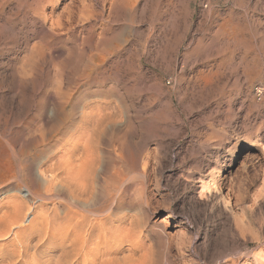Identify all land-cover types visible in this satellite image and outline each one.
I'll list each match as a JSON object with an SVG mask.
<instances>
[{
  "label": "rangeland",
  "instance_id": "rangeland-1",
  "mask_svg": "<svg viewBox=\"0 0 264 264\" xmlns=\"http://www.w3.org/2000/svg\"><path fill=\"white\" fill-rule=\"evenodd\" d=\"M69 1L0 0V157L10 154L18 174L0 167V232L15 226L19 199L34 204L16 228L34 243L40 221L65 214L68 190L48 196L38 162L78 134L95 141L83 145H95L100 164L94 200L74 209L101 225L78 262L34 248L13 259L15 235H0V264H83L98 252L104 264H251L264 252V0ZM22 181H36L39 197ZM52 221L51 237L70 231L68 219Z\"/></svg>",
  "mask_w": 264,
  "mask_h": 264
},
{
  "label": "bare ground",
  "instance_id": "bare-ground-1",
  "mask_svg": "<svg viewBox=\"0 0 264 264\" xmlns=\"http://www.w3.org/2000/svg\"><path fill=\"white\" fill-rule=\"evenodd\" d=\"M71 1V0H70ZM69 1V2H70ZM121 2V1H120ZM118 3V2H117ZM125 3V2H124ZM127 4V3H126ZM120 5H124L123 3H121ZM35 6V5H34ZM71 6V5H70ZM77 6V5H76ZM126 6V5H125ZM36 7V6H35ZM79 8V7H78ZM76 9V8H75ZM74 9V10H75ZM70 10V9H69ZM76 14V13H75ZM66 18H67V16H66ZM57 22V21H56ZM72 22V21H71ZM69 24V23H68ZM54 25V24H53ZM210 52V51H209ZM197 67V66H196ZM206 67H207V65H206ZM205 68V67H204ZM203 68V69H204ZM211 68V67H210ZM219 68V67H218ZM221 68V67H220ZM200 69V68H199ZM210 70V69H209ZM225 70V69H224ZM197 71V70H196ZM200 71V70H199ZM204 71V70H203ZM203 71H201V72H203ZM198 73V72H197ZM203 74V73H202ZM202 74H201V76H202ZM210 73H208V75H209ZM216 74V73H215ZM215 74H213V75H215ZM197 75V74H196ZM211 75V74H210ZM209 75V76H210ZM203 76H205V75H203ZM202 76V77H203ZM206 77H208L207 76V74H206ZM214 77V76H213ZM218 77V76H217ZM211 78V77H210ZM201 79V78H200ZM206 79V78H205ZM225 79V78H224ZM199 80V79H198ZM203 80V79H202ZM222 80V78H220V81ZM207 81V80H206ZM216 81V80H215ZM219 81V82H220ZM193 82V81H192ZM198 82V81H197ZM201 83V82H200ZM218 83V82H217ZM198 84V83H197ZM196 84V85H197ZM205 84V83H204ZM207 84V83H206ZM198 85H200V84H198ZM209 85V84H208ZM203 86V85H202ZM205 86V85H204ZM210 86V85H209ZM199 87V86H198ZM201 87V86H200ZM212 87V86H211ZM202 88V87H201ZM206 88V87H205ZM208 89V88H207ZM226 89V88H225ZM202 90H203V88H202ZM204 90H206V89H204ZM203 90V91H204ZM209 90H212V89H209ZM208 91V90H207ZM213 91V90H212ZM257 91L259 92V98H261L262 97V95H263V92H264V88L263 87H258L257 88ZM211 92V91H210ZM216 93V92H215ZM227 94V93H226ZM168 103H170V101L168 102ZM80 104V103H79ZM86 105V104H85ZM85 105H84V107H85ZM170 105V104H169ZM168 105V106H169ZM87 108V107H86ZM169 108H171V107H169ZM228 108V107H227ZM171 110H173V109H171ZM234 110V109H233ZM73 111H74V109H73ZM84 111V110H83ZM170 111V110H169ZM216 111V110H215ZM225 111V110H224ZM85 113H86V110L84 111ZM172 112V111H171ZM176 112H178L177 110H176ZM83 113V112H82ZM85 113H83V116H82V118H83V120L84 121H86V116H88V115H86ZM174 113H175V111H174ZM92 114V113H91ZM90 114V115H91ZM237 114V113H236ZM250 114V113H249ZM95 115H98V114H95ZM175 115V114H174ZM93 116V115H92ZM99 116V115H98ZM104 116V115H103ZM106 116V115H105ZM176 116V115H175ZM253 116V115H252ZM89 117H91V116H89ZM94 118H95V116H94ZM100 118V117H99ZM102 118V117H101ZM106 118V117H105ZM108 118H110L109 116H108ZM107 119V118H106ZM216 119V118H215ZM94 121L95 120H97L96 118L95 119H93ZM92 120V121H93ZM101 120V119H100ZM99 120V121H100ZM89 122H90V119L88 120ZM98 121V120H97ZM103 122L105 121L106 122V120L104 119V120H102ZM62 122V121H61ZM74 122V121H73ZM72 122V123H73ZM63 123H64V121H63ZM67 123V122H66ZM95 123V122H94ZM102 123V122H101ZM65 124V123H64ZM69 124V123H68ZM67 124V125H68ZM83 124V123H82ZM91 124V123H90ZM95 124H97L96 125V127H95ZM93 126L96 128L95 130H96V132L98 131L97 130V126H98V128H99V126H100V122H99V125H98V123H95ZM103 124V123H102ZM66 125V124H65ZM70 125L72 126L71 128H73V125L70 123ZM75 125V124H74ZM85 125V124H84ZM78 127V126H77ZM84 127V126H83ZM101 127V126H100ZM70 128V127H69ZM93 128V127H92ZM66 129H67V126H66ZM76 129H79V128H76ZM85 129V128H84ZM83 129V130H84ZM91 129V128H90ZM71 130H73V129H71ZM75 130V129H74ZM94 130V131H95ZM63 131V130H62ZM66 131V130H65ZM65 131H64V134H65ZM67 131H70V130H68L67 129ZM91 132H89V134L91 133V135H92V133L94 132L92 129L90 130ZM93 131V132H92ZM101 131H103V129L101 128ZM100 131V132H101ZM71 132V131H70ZM69 132V133H70ZM79 132H81V131H79ZM99 132V131H98ZM99 132V133H100ZM104 132V131H103ZM103 132H102V134H103ZM61 134H62V132H60ZM78 133V132H77ZM76 133V134H77ZM83 133V132H82ZM72 134H74V133H72ZM84 134V133H83ZM96 134V133H95ZM69 135V134H68ZM79 135V134H78ZM77 135V137H76V135H75V139H72V141L71 142H68L67 144L65 143H63L64 145L63 146H51V144H50V147H48V145L46 146L47 148H45L44 149V151H42L43 153H42V158H41V160L38 162V164H39V167H38V170L37 171H39V174H40V177L42 176L43 177V179H44V181H45V183H46V188H45V185L44 184H42V185H44V188H45V193H47L48 194V196H50L49 194H51V193H55V189H60L59 188V186L60 187H64L63 189H67L68 190V196L66 195V197H65V200H66V202L65 203H63V204H66L65 206H67V211L65 212V214L63 215L62 214V216L59 214V212L56 210V208H55V210H54V213H53V215H54V217L52 216V218H53V221H52V219H49V220H51L52 221V223L55 225L57 222H59L58 220H61V219H66V222H67V219L70 221V225H69V227L68 228H70V231H67V232H64V231H60L58 228H60V227H58L57 229H56V227L54 226L53 227V229L55 228V230L54 231H57V233H58V231H60V232H62V233H60L59 234V237L58 238H54L53 236H58V234H56V232H55V234H53V238L51 237V232H53V231H49L50 229H51V227L49 226L50 224H51V222H49V220L47 219V220H45L44 219V216H43V218H41V220L42 219H44L43 221H40L39 219H40V217L39 218H36V217H38V216H40V215H37L36 217H34L35 219H32V220H30V221H32V222H38V220L40 221V224L39 225H37V227H35L36 228V231H37V241L34 243V241H35V239L34 238H36V235H35V237L34 238H32V239H30V236H29V234H30V231L27 233V234H25V231H22L23 229H16V228H18V226L20 227V224H21V221H22V218H24L23 216H24V212H26L25 210H28L29 211V209H31L32 207H34V204H33V206L31 207L30 205V207L28 206V201H22L21 202V200L19 199L18 201H20L19 203H17V204H13V202H16V201H13L12 202V204L14 205V207H13V210H12V214H13V219L10 221V220H7V221H9L8 223H10L11 225H15L13 228H12V226L10 227L9 226V229L6 231V232H3V231H1L0 232V235H3V234H8L9 233V235L8 236H10V234H12V235H15V237L16 238H14V239H16L17 240V242L14 240V243L12 244L11 243V245H13V253L11 254H9V252H8V254H9V256L10 257H13V259L15 258H20V257H23V255L24 254H22V253H27V251L28 250H31V248H34L36 251H38V250H40V249H46V251H44L45 253L42 255V256H44V257H50V256H52L54 253H59V255H62L64 258H69L70 260H74V262L81 256V254L83 253V251H84V249H85V247L88 245L89 246V244H88V242H89V240H90V238L91 237H93L92 236V234H93V232L95 233V227H97V225L96 224H99V225H101L100 223H97L96 221L94 222L92 219H89V217L86 215V214H82V212L79 210V213L74 209L75 207H79V205H80V203H86L87 204V202H90L89 201V197H90V194H92L93 195V190H94V192H95V187H93V185L95 186V184H93L94 182H93V179L94 178H96L98 175H99V173H98V175L95 177V166H96V168H97V165H96V163L97 162H99L98 161V159H97V154L96 153H94V149L93 148H91V147H93V146H95V145H93L92 146V144L89 146L88 145V143L90 142H88V140L86 139L85 140V142H88V143H86L85 145H83L84 143H82L81 141V138L79 137ZM90 135V136H91ZM100 135H101V133L100 134H96V136H99V138H100ZM64 135H62V137H63ZM84 136V135H83ZM83 136H81V137H83ZM93 136V135H92ZM96 136H95V138H96ZM61 137V136H60ZM65 137V136H64ZM74 137V136H73ZM79 138H80V140H79ZM98 138V139H99ZM82 139H85V138H82ZM88 139H90V138H88ZM92 139V138H91ZM59 140V139H58ZM84 141V140H83ZM91 142H95L94 140H92ZM90 142V143H91ZM7 143V142H6ZM54 143V142H53ZM56 143V142H55ZM39 147V146H38ZM44 147V146H43ZM43 147H42V149H43ZM12 149V148H11ZM14 149V148H13ZM38 150V149H37ZM41 150V149H40ZM40 150H38L39 152H41ZM12 151V150H11ZM14 151V150H13ZM97 151V150H96ZM95 151V152H96ZM60 153H63L62 155H58V154H60ZM254 153H252V151H249V153H247L246 155H244L243 157H242V160H245L246 158H249L250 156H252ZM2 155V154H1ZM6 155V157H0V167L2 166V164L3 163H5L6 164V162L8 161V164H9V166H10V168H11V170L13 171V173H14V175L13 176H15V175H18V174H16V170H15V167H14V165H13V159H12V156L10 155V154H5ZM39 155V154H38ZM41 155V154H40ZM99 155V154H98ZM256 155V154H255ZM257 156H258V154H257ZM39 157V156H38ZM2 158H5L4 160H2ZM98 158H99V156H98ZM251 158V157H250ZM255 159V158H254ZM97 161V162H96ZM250 161H251V159H250ZM36 162V161H35ZM5 164H4V166H5ZM99 164H100V162H99ZM98 164V165H99ZM5 168V167H4ZM17 168V167H16ZM99 168V167H98ZM3 172V171H2ZM19 173V172H18ZM62 173V174H61ZM235 173H238V169L235 171ZM97 174V173H96ZM61 175H63V176H61ZM115 175V174H114ZM148 175V174H147ZM21 176V175H20ZM116 176H117V174H116ZM17 177V176H16ZM37 177V176H36ZM94 177V178H93ZM119 177V176H118ZM1 178V177H0ZM21 178V177H20ZM113 178V177H112ZM117 178V177H116ZM16 179V178H15ZM14 179V180H15ZM18 179H19V177H18ZM31 180L33 179V178H30ZM36 179V178H35ZM98 179V178H97ZM99 179H100V177H99ZM21 180V179H20ZM20 180L18 181V182H20ZM38 180V179H37ZM39 180H41V178L39 179ZM116 180V179H115ZM115 180H114V182H112L111 184H113V183H115ZM117 180H119V179H117ZM33 181V180H32ZM43 180H41L40 182H44ZM25 185V187H26V189H27V191H28V193H27V196H32V195H35V196H38L39 197V194H38V191H36L34 188H37V187H34L33 188V185H34V182L36 183V181H34L33 183L31 182V184H28V183H26V182H24V181H22ZM58 183V184H57ZM20 184V183H19ZM22 184V183H21ZM98 184H99V182H98ZM110 184V183H109ZM36 185V184H35ZM38 185V184H37ZM59 185V186H58ZM212 183L211 182H207V183H204L203 184V188H205V189H207V190H210L211 188H212ZM40 187V186H39ZM43 187V186H42ZM109 187V186H108ZM42 189L43 188H41V192H42ZM121 189V188H120ZM44 190V189H43ZM61 192H63V191H61ZM60 192V190H58L56 193H61ZM96 192H97V190H96ZM65 193V192H64ZM113 193V192H112ZM121 193V192H120ZM102 194V193H101ZM111 194V193H110ZM44 195V194H43ZM46 195V194H45ZM44 195V196H45ZM96 195V194H95ZM122 195V194H121ZM53 197H54V195H52ZM55 196H56V194H55ZM114 196V195H113ZM20 197V196H19ZM41 197V196H40ZM46 197V196H45ZM45 197H43V198H45ZM52 197V198H53ZM99 197V196H98ZM112 197V196H111ZM18 198V197H17ZM33 198V197H32ZM31 198V200H33ZM51 198V199H52ZM56 198H59V197H57L56 196ZM61 198H62V195H61ZM60 198V199H61ZM89 198V199H88ZM94 198L95 197H93V199L92 200H94ZM105 198V197H104ZM124 198V197H123ZM46 199V198H45ZM44 199V200H45ZM51 199H49V197L47 198V201H45V203L46 202H48V200H49V202H50V200ZM90 199V200H91ZM99 199V198H98ZM103 199V198H102ZM122 199V198H121ZM23 200H25V198H23ZM43 200V199H42ZM56 200V199H55ZM54 200V201H55ZM64 200V199H63ZM91 200V201H92ZM106 200V199H105ZM118 200H119V198H118ZM30 201V200H29ZM114 202H115V200H113ZM31 202V201H30ZM51 202H53L52 200H51ZM57 202H58V200H57ZM112 202V201H111ZM119 202H120V200H119ZM26 203H27V205H26ZM41 203H43L42 201H41ZM41 203H39V205L41 204ZM94 203V202H93ZM110 203V202H109ZM122 203V202H121ZM12 204H9L8 206H10V205H12ZM31 204V203H30ZM44 204V203H43ZM49 203H47V205H48ZM52 204V203H51ZM56 204H58V203H56ZM91 204V203H90ZM95 204V203H94ZM98 204V203H97ZM102 204V203H101ZM106 204V203H105ZM113 204H115V203H113ZM120 204V203H119ZM38 205V204H37ZM46 205V204H45ZM54 205V204H53ZM62 205V204H61ZM82 205V204H81ZM93 205V204H92ZM109 205V204H108ZM8 206L6 205V207L8 208ZM49 206V205H48ZM48 206H46V207H48ZM91 206V205H90ZM97 206V205H96ZM38 207V206H37ZM42 207H43V205H42ZM41 207V208H42ZM45 207V206H44ZM92 207V206H91ZM110 207L111 208H113L111 205H110ZM64 208V207H63ZM81 208H83L82 206H81ZM93 208H95L94 206H93ZM1 209H2V207H1ZM11 209V208H10ZM9 209V210H10ZM38 209V208H37ZM44 209H46V208H44ZM47 209H49L50 210V208H47ZM46 209V210H47ZM89 209H91V208H89ZM114 209V208H113ZM117 209H118V207H117ZM9 210H7L8 212H10ZM86 210H88V209H86ZM103 210V209H102ZM105 210V209H104ZM7 211H6V213L5 214H9V213H7ZM35 211V210H34ZM33 211V212H34ZM36 211H38V210H36ZM39 211H40V208H39ZM42 211V210H41ZM40 211V212H41ZM89 211V210H88ZM5 212V211H4ZM31 212V211H30ZM32 212V213H33ZM40 212H38L39 214H40ZM44 212V210L42 211V213ZM47 212V211H46ZM115 212V211H114ZM42 213H41V216H42ZM83 213H85V212H83ZM90 213V212H89ZM98 213V212H97ZM112 213V212H111ZM116 213V212H115ZM28 214V213H27ZM35 214V213H34ZM46 214V213H45ZM51 214H52V211H51ZM91 214V213H90ZM99 214V213H98ZM101 214V213H100ZM99 214V215H100ZM107 214H109V213H107ZM91 215H93V214H91ZM114 215V214H113ZM112 215V216H113ZM3 216V215H2ZM1 216V220H2V218H4V216L2 217ZM9 216V215H8ZM25 216H26V214H25ZM51 216V215H50ZM105 216V215H104ZM115 216V215H114ZM127 216V215H126ZM7 217V216H6ZM46 217V216H45ZM49 217V215L46 217V218H48ZM96 217V216H95ZM102 217V216H101ZM107 217H108V215H107ZM123 217V216H122ZM33 218V217H32ZM51 218V217H50ZM99 218V217H98ZM112 219H113V217H111ZM120 218H121V216H120ZM123 218H125V217H123ZM95 219V218H94ZM109 219V218H108ZM111 219V220H112ZM116 219V218H115ZM126 219H127V217H126ZM5 220V219H4ZM97 220V219H96ZM102 220H103V218H102ZM107 220V219H106ZM111 220H110V223H111ZM238 220V223H237V228H238V231H239V233L241 234V235H243V236H246L247 235V233H248V231H249V227L247 226V224H245V221L242 219V218H238L237 219ZM6 221V220H5ZM5 221H3V222H5ZM47 221V222H46ZM118 221V220H117ZM131 221V220H130ZM133 222H134V220H132ZM131 221V222H132ZM98 222H100L99 220H98ZM132 222V223H133ZM45 223H47V225H45ZM103 223V225L106 223V221H105V223L104 222H102ZM110 223H109V225H110ZM0 224H2V222L0 221ZM6 224H7V222H6ZM6 224H4L3 223V225H6ZM38 224V223H37ZM59 224V223H58ZM61 224H64V222L63 223H61ZM114 224V223H113ZM134 224H135V222H134ZM22 225H25V224H22ZM28 225H30V223L28 224ZM31 225H32V223H31ZM34 225H35V223H34ZM44 225L46 226L45 228H44ZM106 225V224H105ZM33 226V225H32ZM31 226V227H32ZM53 226V225H52ZM56 226H58V225H56ZM63 226V225H62ZM121 226H122V224H121ZM138 226V225H137ZM2 227H4V226H2ZM6 227V226H5ZM29 227V226H28ZM50 227V229L49 230H47L48 228ZM63 227H65V225L63 226ZM62 227V228H63ZM100 227V226H99ZM113 227L114 226H112V229H113ZM117 227H118V225H117ZM127 227L128 226H126V227H124V228H126L127 229ZM132 227V226H131ZM26 228V227H25ZM35 228H34V230H35ZM47 228V229H46ZM62 228H60V229H62ZM116 228V227H115ZM121 228H123V227H121ZM129 228V227H128ZM136 228H138V227H136ZM7 229V228H6ZM31 230L33 229V228H30ZM45 229V230H44ZM131 229V228H130ZM1 230H3V229H1ZM5 230V229H4ZM26 230V229H25ZM47 230V231H46ZM52 230V229H51ZM64 230V229H63ZM100 230H101V228H100ZM99 230V228H98V231L96 230V232H98V235H100V231ZM121 231H122V229H120ZM132 230H134V229H131V231ZM102 231H104V230H102ZM127 231H129L128 229H127ZM135 232L137 231L136 229L134 230ZM50 232V233H49ZM107 232V231H106ZM115 232V231H114ZM113 232V233H114ZM123 232V231H122ZM133 232V231H132ZM138 232V231H137ZM140 232V231H139ZM124 233H125V230H124ZM129 233V232H128ZM104 234H106V233H104ZM117 234V233H116ZM122 234V233H121ZM132 234V233H131ZM130 234V235H131ZM134 234V233H133ZM109 235H111V234H109ZM125 235H127V233L125 234ZM135 235V234H134ZM133 235V238L134 237H136V236H134ZM101 236H103V234L101 235ZM105 236H107V235H105ZM112 236V235H111ZM114 236H116V235H114ZM129 235H127V237H128ZM7 237V236H6ZM32 237V236H31ZM69 237H71V238H69ZM100 237V236H99ZM113 237V236H112ZM119 237H121V236H118V238ZM123 237V236H122ZM13 238V237H12ZM96 238H97V236H96ZM129 238V237H128ZM128 238H126V239H128ZM52 239V240H51ZM111 239V237L109 238V240ZM117 239V238H116ZM122 239V238H121ZM95 240H98V239H95ZM113 240H115V239H113ZM112 240V241H113ZM120 240V239H119ZM130 240V239H129ZM132 240V239H131ZM134 240V239H133ZM132 240V241H133ZM51 241V242H50ZM107 241V240H106ZM111 241V240H110ZM122 241H124V240H122ZM91 242V241H90ZM95 242V241H94ZM117 242V241H116ZM120 242V241H119ZM135 242H136V239H135ZM134 241L132 242V243H135ZM138 242H140L139 240H138ZM30 243H33L32 244V246H31V244ZM48 243H50V244H48ZM110 243H112V242H110ZM114 243V242H113ZM118 243V242H117ZM137 243V242H136ZM30 244V245H29ZM47 244H48V246H47ZM91 244V243H90ZM95 244H96V242H95ZM98 245H99V243H97ZM96 244V245H97ZM102 244V243H101ZM120 244V243H119ZM9 245V244H8ZM116 245V244H115ZM118 245V244H117ZM134 245V244H133ZM135 245H137V244H135ZM119 247L121 246V244L120 245H118ZM91 247V246H90ZM93 247V246H92ZM100 247V246H99ZM118 247V248H119ZM8 248V247H7ZM88 248V247H87ZM96 248V247H95ZM104 249H105V247H103ZM108 248V247H107ZM121 248H123V247H121ZM100 249V248H99ZM102 249V248H101ZM100 249V250H101ZM7 250H9V251H11L10 250V248L9 249H7ZM96 250V249H95ZM108 250V249H107ZM107 250H106V252H103V254L104 253H107ZM118 250V249H117ZM116 250V251H117ZM120 250V249H119ZM123 250H124V248H123ZM2 251V250H1ZM3 251H5V250H3ZM32 251V250H31ZM88 251H89V249H88ZM101 251H103V250H101ZM105 251V250H104ZM30 252V251H29ZM34 252V251H33ZM86 252V251H85ZM90 252V251H89ZM97 252V251H96ZM1 253H3V252H1ZM42 253V252H41ZM91 253H93V252H91ZM99 253V252H98ZM98 253H94V254H92V259H91V262L90 263H83V264H104V262H105V260H106V257H105V260H103V257H102V259L100 258V256H99V254ZM114 253V252H113ZM120 253V252H119ZM7 254V253H6ZM5 254V255H6ZM7 254V255H8ZM37 254H39V253H37ZM100 254H102V253H100ZM103 254H102V256H103ZM112 254V250H109V252H108V255L110 256ZM115 254H117L116 252H115ZM7 255H6V258H7ZM30 255H32V254H30ZM1 256V255H0ZM8 256V257H9ZM38 256H40V255H38ZM37 256V257H38ZM84 256H87V255H84ZM84 256H81L82 258L84 257ZM91 256V255H90ZM108 256V257H109ZM29 257V256H28ZM31 257V256H30ZM33 257V256H32ZM53 257H54V255H53ZM61 257V256H60ZM62 258V257H61ZM60 258V259H61ZM81 258V259H82ZM113 258V257H112ZM111 258V260H113ZM116 258V257H115ZM3 259H5V258H3ZM12 259V258H11ZM13 259L12 260H9V261H13ZM23 259V258H22ZM34 259H35V257H34ZM59 259V260H60ZM119 259V258H118ZM7 260V261H8ZM24 260H26V261H28L27 259H24ZM41 260H43V258L41 259ZM47 260H48V258H47ZM59 260H57V261H59ZM62 261H63V259H61ZM88 260V259H87ZM108 260V259H107ZM26 261L24 262V263H26ZM30 261V260H29ZM28 261V262H29ZM32 261V260H31ZM46 261V260H45ZM85 261V260H84ZM10 262V263H11ZM37 262V261H36ZM36 262H34V263H36ZM61 262V261H60ZM77 262H78V260H77ZM14 262H12V264H13ZM16 263V262H15ZM19 263H21L20 261H19ZM33 263V264H34ZM43 263V262H42ZM41 263V264H42ZM50 263V262H49ZM65 264H69L68 263V261L66 260V262H64ZM71 263V262H70ZM236 262H233V264H235ZM3 264V263H2ZM9 264V263H8ZM17 264H18V262H17ZM30 264V263H29ZM45 264V263H44ZM48 264V263H47ZM56 264H58V263H56ZM63 264V263H62ZM78 264H80V263H78ZM106 264V263H105ZM251 264H264V252L263 251H256L253 255H252V263Z\"/></svg>",
  "mask_w": 264,
  "mask_h": 264
},
{
  "label": "crops",
  "instance_id": "crops-1",
  "mask_svg": "<svg viewBox=\"0 0 264 264\" xmlns=\"http://www.w3.org/2000/svg\"><path fill=\"white\" fill-rule=\"evenodd\" d=\"M249 236V235H248Z\"/></svg>",
  "mask_w": 264,
  "mask_h": 264
}]
</instances>
